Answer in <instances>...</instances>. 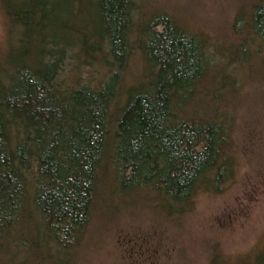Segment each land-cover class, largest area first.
<instances>
[{"label": "trees", "instance_id": "1", "mask_svg": "<svg viewBox=\"0 0 264 264\" xmlns=\"http://www.w3.org/2000/svg\"><path fill=\"white\" fill-rule=\"evenodd\" d=\"M0 5L8 38V65L0 63V253L11 245L44 250L36 261L72 255L100 193L111 203L141 193L142 206L163 202L161 219L178 223L198 193L232 182L224 106L242 81L238 68L257 55L264 61V0L241 5L230 26L235 40L218 43L168 12L141 14L138 0ZM134 57L142 73L127 84ZM66 62L73 82L62 78ZM85 65L98 69L77 84ZM207 264L228 263L214 252ZM236 264H264V245Z\"/></svg>", "mask_w": 264, "mask_h": 264}, {"label": "rangeland", "instance_id": "2", "mask_svg": "<svg viewBox=\"0 0 264 264\" xmlns=\"http://www.w3.org/2000/svg\"><path fill=\"white\" fill-rule=\"evenodd\" d=\"M251 1L138 0L141 14L168 12L190 32L205 34L211 43L235 40L231 21L236 10ZM13 40L11 35V43ZM7 43L0 5V63L5 68L8 64L5 59L3 62L2 54ZM261 62L257 55L238 68L242 81L224 106L231 114L236 168L232 182H225L222 191L198 193L194 206L178 223L161 219L163 202L155 208L142 206L141 193L124 195L122 200L111 197L113 203L100 193L90 227L72 255L69 251L55 256L53 261H36L45 255L44 250L24 254L9 245L0 253V264H207L214 252L228 264L253 260L264 245V61ZM72 64L66 62L61 73L66 83L73 82ZM96 67L82 66L77 84L87 82V72L94 73ZM141 73V63L132 58L125 73L126 83L131 79L127 84L135 83ZM197 97L194 102L204 99Z\"/></svg>", "mask_w": 264, "mask_h": 264}]
</instances>
